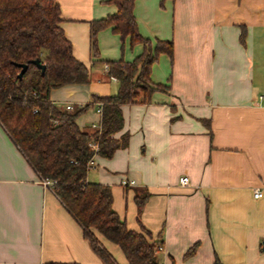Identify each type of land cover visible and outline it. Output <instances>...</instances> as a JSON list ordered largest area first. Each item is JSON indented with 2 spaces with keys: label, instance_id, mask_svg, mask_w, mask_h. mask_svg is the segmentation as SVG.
<instances>
[{
  "label": "crops",
  "instance_id": "obj_1",
  "mask_svg": "<svg viewBox=\"0 0 264 264\" xmlns=\"http://www.w3.org/2000/svg\"><path fill=\"white\" fill-rule=\"evenodd\" d=\"M57 1L89 82L53 88L50 100L74 108L117 93L108 61L131 62L144 44L109 26L97 32L94 55L90 23L116 5ZM133 13L150 46L172 41V56L161 52L150 72L168 87L121 105L123 127L114 137L128 133L127 144L96 155L87 180L109 185L127 227L162 245L160 264H264V0H134ZM94 108L76 119L81 131H94ZM256 188L262 197H254ZM138 194H148L140 212ZM96 237L117 264H129L116 243ZM48 263L106 264L0 124V264Z\"/></svg>",
  "mask_w": 264,
  "mask_h": 264
},
{
  "label": "trees",
  "instance_id": "obj_2",
  "mask_svg": "<svg viewBox=\"0 0 264 264\" xmlns=\"http://www.w3.org/2000/svg\"><path fill=\"white\" fill-rule=\"evenodd\" d=\"M108 1L116 5V12L90 23L93 54H97V32L109 26L122 38L129 36L131 44L143 43V52L131 62L108 61V74L119 81L117 93L66 109L50 100V90L89 82V70L73 55L60 25L59 2L0 0V124L40 179L54 181V193L106 264L117 263L98 241L97 233L116 243L129 264H160L149 231L129 229L112 206L110 186L88 181L87 173L96 155L110 157L127 144L128 133L114 137L123 127L121 105L146 102L155 90L168 87L153 83L150 72L161 52L172 56L173 44L158 40L154 47L149 45L138 30L134 0ZM36 59L45 65L44 71L33 62ZM20 63L28 65L22 77L18 76ZM98 101L103 103L101 130L81 131L76 119ZM94 144L97 149L92 148ZM147 196L136 195L139 212Z\"/></svg>",
  "mask_w": 264,
  "mask_h": 264
},
{
  "label": "built area",
  "instance_id": "obj_3",
  "mask_svg": "<svg viewBox=\"0 0 264 264\" xmlns=\"http://www.w3.org/2000/svg\"><path fill=\"white\" fill-rule=\"evenodd\" d=\"M262 97L263 96H260V98H262ZM96 106H97L96 111L100 116V120L98 122L92 123L91 127L93 130L100 131L101 130V118H102V113H103V103L101 101H98V102H96ZM66 109H73V106L70 104H67ZM92 148L97 149V145L96 144L92 145ZM93 163H94V159H92L90 161L89 166L91 167L93 165ZM43 181L46 185H49L51 187L54 184V181H51V180H43ZM134 183H135L134 180H129V179L122 180L123 185L134 184ZM180 184L183 186H187L189 184L188 178L185 176H182L180 178ZM253 193H254L255 198H260L263 195L262 190L259 188L254 189ZM160 249H162V245H157V250H160Z\"/></svg>",
  "mask_w": 264,
  "mask_h": 264
},
{
  "label": "water",
  "instance_id": "obj_4",
  "mask_svg": "<svg viewBox=\"0 0 264 264\" xmlns=\"http://www.w3.org/2000/svg\"><path fill=\"white\" fill-rule=\"evenodd\" d=\"M42 71L45 70V65L40 63V61L38 59L33 61ZM21 67V71L19 72L18 76L22 77L23 73L25 72V70L27 69L28 65L26 63H20L18 64ZM264 243V242H263Z\"/></svg>",
  "mask_w": 264,
  "mask_h": 264
},
{
  "label": "rangeland",
  "instance_id": "obj_5",
  "mask_svg": "<svg viewBox=\"0 0 264 264\" xmlns=\"http://www.w3.org/2000/svg\"><path fill=\"white\" fill-rule=\"evenodd\" d=\"M109 47H110L109 43H105L104 44V53H103V56L104 57H108L109 56V54L111 52V50L109 49ZM94 110H95V108H94ZM95 112H96V110H95Z\"/></svg>",
  "mask_w": 264,
  "mask_h": 264
}]
</instances>
